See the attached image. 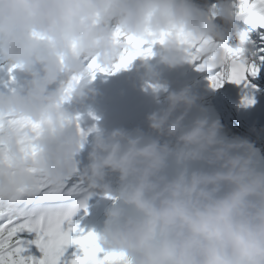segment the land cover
<instances>
[{
	"label": "clouds",
	"instance_id": "9594fccd",
	"mask_svg": "<svg viewBox=\"0 0 264 264\" xmlns=\"http://www.w3.org/2000/svg\"><path fill=\"white\" fill-rule=\"evenodd\" d=\"M220 3L218 25L200 0H0V57L32 75L25 93L0 92V115L47 122L34 138L36 160H25L13 143L14 167L0 168V196L34 184L31 167L53 185L79 170L90 189L115 200L101 246L125 253L131 264H264L260 153L252 143L223 135L219 120L194 114L199 97L191 88L168 92L166 104L147 117L150 134L97 130L82 172L77 157L88 137L61 100L64 84L85 71V58L104 66L118 62L126 44L116 42V28L148 40L172 32L159 54L173 68L188 62L178 30L228 38L237 24L230 0ZM89 83L83 79L73 95H83Z\"/></svg>",
	"mask_w": 264,
	"mask_h": 264
},
{
	"label": "snow or ice",
	"instance_id": "6c2138e0",
	"mask_svg": "<svg viewBox=\"0 0 264 264\" xmlns=\"http://www.w3.org/2000/svg\"><path fill=\"white\" fill-rule=\"evenodd\" d=\"M208 17L220 24V0H200ZM237 29L228 38H196L178 30L175 35L185 58L200 72L209 73L211 87L218 89L231 82L242 91V102L256 103L258 85L253 81L264 74V0H230ZM149 35H154L149 32ZM172 32H162L148 40L114 31L117 43H125L118 62L111 66L99 63L98 58H85V71L73 75L62 89L61 100L72 99L79 83L95 80L98 73L115 74L129 68L138 57H151L154 47L163 45ZM21 67L13 65L9 71ZM155 87V86H154ZM75 123L82 136H87ZM46 121L29 117L0 115V168L14 167L11 148L15 143L25 160H36L40 149L34 143L46 131ZM34 184L21 187L9 197L0 196V264H131L123 252L106 251L95 231L87 233L74 220L85 200L70 202L83 190L77 175L69 181L53 185L37 167L27 169ZM75 251L69 255V249Z\"/></svg>",
	"mask_w": 264,
	"mask_h": 264
},
{
	"label": "bare ground",
	"instance_id": "6f19581e",
	"mask_svg": "<svg viewBox=\"0 0 264 264\" xmlns=\"http://www.w3.org/2000/svg\"><path fill=\"white\" fill-rule=\"evenodd\" d=\"M0 61L5 60L3 57H0ZM7 70L8 68H5L3 73H0V76L7 73L11 77L10 79H3L1 81L0 92L9 94L17 92L21 94L25 93L31 83V72L24 69H18L14 74H11L10 72H7ZM38 70L39 66H34L33 71ZM96 77L102 78L103 81L100 85L95 86L94 91L99 92L103 89V93H109V96L113 100L112 104H105L103 96L98 99V95H95L87 104H64V108L71 115L79 117V127L87 133L88 137V143L83 147L80 155L77 157L80 161L81 172L87 168L90 162L89 153L97 130L111 132L113 129L117 128L124 129L131 123H143L145 121V116L158 106L155 104L152 106L151 102H147L148 98L142 100L143 94H134V91H131V88L128 85H124L120 82L114 74L108 76V81L104 80V74L102 75L101 73H98ZM261 83L264 87V80ZM257 151L259 152V150ZM112 202H115V200L108 198L105 193L96 195L95 200L86 204V210L84 208L80 209L74 217V220L80 224L82 229H84L83 224H85L87 220L95 219L98 211L105 212Z\"/></svg>",
	"mask_w": 264,
	"mask_h": 264
},
{
	"label": "rangeland",
	"instance_id": "374dc122",
	"mask_svg": "<svg viewBox=\"0 0 264 264\" xmlns=\"http://www.w3.org/2000/svg\"><path fill=\"white\" fill-rule=\"evenodd\" d=\"M114 203L115 202H112L108 206V208L112 207L114 205ZM106 212H107V210H105V212L98 211L95 219H89V220H87L86 223L83 224L84 225V229H83L84 232L87 233L89 231H95L98 235H100L103 232L104 227H105V221L107 219ZM100 218H102V219H100ZM74 251H75V246H73L72 248L69 249V255H71V253L74 252Z\"/></svg>",
	"mask_w": 264,
	"mask_h": 264
}]
</instances>
